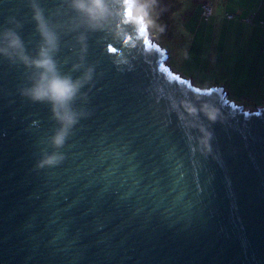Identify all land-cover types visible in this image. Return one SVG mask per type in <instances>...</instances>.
Listing matches in <instances>:
<instances>
[{
	"label": "water",
	"instance_id": "95a60500",
	"mask_svg": "<svg viewBox=\"0 0 264 264\" xmlns=\"http://www.w3.org/2000/svg\"><path fill=\"white\" fill-rule=\"evenodd\" d=\"M32 2L59 37L61 72L93 74L57 148L49 105L19 93L29 70L0 56V264H264V103L174 71L149 28L71 30L65 0H0V29L15 17L31 55ZM180 99L215 105L218 120L174 109ZM194 124L212 133L210 152ZM52 154L62 159L37 166Z\"/></svg>",
	"mask_w": 264,
	"mask_h": 264
},
{
	"label": "clouds",
	"instance_id": "9594fccd",
	"mask_svg": "<svg viewBox=\"0 0 264 264\" xmlns=\"http://www.w3.org/2000/svg\"><path fill=\"white\" fill-rule=\"evenodd\" d=\"M67 6L75 13L70 18L71 30L84 28L89 32L113 31L111 22L115 19L116 34L119 35L121 24L132 25L134 30L143 36L145 30L155 25L152 12L158 4V0H65ZM32 20L35 22V31L40 36V44L35 55L29 54L24 41L21 39L17 28L21 24L15 17H9L8 25L0 29V56L13 64L23 65L29 70L27 74V86L19 89L22 97L36 103L49 105L51 118L58 125L50 141L54 147H61L79 118L85 115L77 111L75 103L82 94L81 89L91 80L93 69L86 68L79 76L73 78L72 72L78 70V65H73L69 73L61 72L58 67L55 54L59 50V37L50 27L49 22L43 15L42 9L37 3H30ZM163 32V27L159 28ZM82 43L85 39L83 34L77 37ZM197 100L200 96L193 94ZM174 109H182L187 116L197 117L202 115L209 123H215L220 115L219 109L208 102L201 103L197 107L192 100L180 99L172 103ZM179 114V113H178ZM183 119V116H181ZM201 133L199 144L205 152L211 151L209 141L212 133L202 125L194 124ZM62 157L52 154L46 156L38 163V167L54 165Z\"/></svg>",
	"mask_w": 264,
	"mask_h": 264
},
{
	"label": "rangeland",
	"instance_id": "374dc122",
	"mask_svg": "<svg viewBox=\"0 0 264 264\" xmlns=\"http://www.w3.org/2000/svg\"><path fill=\"white\" fill-rule=\"evenodd\" d=\"M203 1L206 0H158L152 12L155 25L149 27L152 39L167 49V62L174 71L183 76L190 74L192 82L203 87L220 82L232 100L256 108V104L264 103V90L253 86L247 77H240L239 72H232L228 63L227 51L233 49L229 42L234 38L241 42L242 37L233 36L226 25L223 29L219 26L227 21V12H233L234 19L240 22L256 14L261 0H209L212 4L209 18L202 14ZM216 20L218 23L214 25Z\"/></svg>",
	"mask_w": 264,
	"mask_h": 264
},
{
	"label": "crops",
	"instance_id": "0c3cea01",
	"mask_svg": "<svg viewBox=\"0 0 264 264\" xmlns=\"http://www.w3.org/2000/svg\"><path fill=\"white\" fill-rule=\"evenodd\" d=\"M253 12V11H251ZM258 17V18H257ZM227 18L219 26L233 32V36H241V42L237 38L233 39L232 50L227 51L228 63L232 66V72H239L240 77H247V80L253 85L264 90V25L259 23V19L264 20V0L258 8L252 22H243L232 18ZM217 20L213 23L216 25ZM242 30L240 34L238 31Z\"/></svg>",
	"mask_w": 264,
	"mask_h": 264
},
{
	"label": "built area",
	"instance_id": "2783aa9c",
	"mask_svg": "<svg viewBox=\"0 0 264 264\" xmlns=\"http://www.w3.org/2000/svg\"><path fill=\"white\" fill-rule=\"evenodd\" d=\"M202 14L207 18L212 14V4L209 0L203 1L202 3ZM228 17H231L232 14H227ZM248 20H251V18H248Z\"/></svg>",
	"mask_w": 264,
	"mask_h": 264
},
{
	"label": "trees",
	"instance_id": "16d2710c",
	"mask_svg": "<svg viewBox=\"0 0 264 264\" xmlns=\"http://www.w3.org/2000/svg\"><path fill=\"white\" fill-rule=\"evenodd\" d=\"M201 6H202V4H201ZM227 14H232L231 17H228V16H227L228 18H232V17L234 16L233 12H227L226 15H227ZM210 16H211V15H210ZM210 16H208L207 18H209ZM254 16H255V13H253V14H251L250 16L246 17L245 20H246V21H250V22H252L253 19H254ZM205 18H206V17H205ZM248 18H251V20H248ZM258 21H259V23H261V24L264 25V20H263V19H261V20L259 19Z\"/></svg>",
	"mask_w": 264,
	"mask_h": 264
},
{
	"label": "snow or ice",
	"instance_id": "6c2138e0",
	"mask_svg": "<svg viewBox=\"0 0 264 264\" xmlns=\"http://www.w3.org/2000/svg\"><path fill=\"white\" fill-rule=\"evenodd\" d=\"M110 51H113V52H115V48H110Z\"/></svg>",
	"mask_w": 264,
	"mask_h": 264
},
{
	"label": "bare ground",
	"instance_id": "6f19581e",
	"mask_svg": "<svg viewBox=\"0 0 264 264\" xmlns=\"http://www.w3.org/2000/svg\"><path fill=\"white\" fill-rule=\"evenodd\" d=\"M151 35V34H150ZM152 37V36H151Z\"/></svg>",
	"mask_w": 264,
	"mask_h": 264
}]
</instances>
